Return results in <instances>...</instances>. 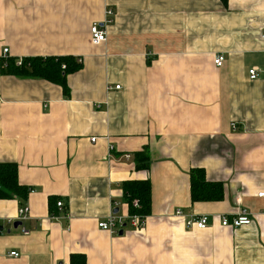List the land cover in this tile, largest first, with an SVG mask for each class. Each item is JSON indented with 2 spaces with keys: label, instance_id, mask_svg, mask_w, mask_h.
<instances>
[{
  "label": "crops",
  "instance_id": "0c3cea01",
  "mask_svg": "<svg viewBox=\"0 0 264 264\" xmlns=\"http://www.w3.org/2000/svg\"><path fill=\"white\" fill-rule=\"evenodd\" d=\"M263 31L264 0H0V165L31 191L0 200V264H264ZM67 56L82 64L69 95L6 73L7 59ZM145 149L150 170L137 171ZM193 169L223 184L222 201L193 203ZM133 180L152 185L147 228L101 231L113 203L128 215ZM177 209L209 216L208 228L188 229ZM241 210L251 225L221 226Z\"/></svg>",
  "mask_w": 264,
  "mask_h": 264
},
{
  "label": "trees",
  "instance_id": "16d2710c",
  "mask_svg": "<svg viewBox=\"0 0 264 264\" xmlns=\"http://www.w3.org/2000/svg\"><path fill=\"white\" fill-rule=\"evenodd\" d=\"M224 6L228 0H221ZM6 73L20 78H35L45 80L61 87L65 95H69L67 78L69 75L79 72L82 68L81 62L71 56L67 57H36L25 58L21 65L14 59L5 60ZM136 170H150V153L148 149L136 155ZM191 197L193 203L220 202L224 198V186L222 183H210L207 181L204 169H193L190 173ZM123 197L128 205L129 215L149 217L152 210L150 180H133L122 184ZM30 189L19 184L18 170L16 165H0V200H11L19 198L25 200ZM60 200L51 199L54 206ZM138 201L139 207L133 205ZM70 264H87L86 257L81 254L72 255Z\"/></svg>",
  "mask_w": 264,
  "mask_h": 264
},
{
  "label": "built area",
  "instance_id": "2783aa9c",
  "mask_svg": "<svg viewBox=\"0 0 264 264\" xmlns=\"http://www.w3.org/2000/svg\"><path fill=\"white\" fill-rule=\"evenodd\" d=\"M107 16L110 17L113 15V11L110 9H107L106 12ZM107 22H110L109 20ZM91 36H92V44L93 45H101L102 43H105L107 41V32L104 28V25L94 24L91 29ZM262 39L264 40V31L262 33ZM9 51L6 49L4 51V54L7 55ZM225 57L223 55H216L214 57V64L216 67L221 68L224 65ZM18 65H21L22 59L17 61ZM263 72L260 69L252 68L249 70L248 75L249 79L252 81L258 80L262 76ZM120 90V86L112 87L108 86L107 91L112 90ZM235 128V126H234ZM91 142L95 143L96 139H92ZM126 160H130L132 157L130 155H127ZM258 197L260 199H264V192L259 193ZM126 204V202L124 203ZM127 205V204H126ZM133 205L135 207H139L138 201H134ZM121 204L119 203H113V207L110 211V214L106 219L100 221L98 223V227L101 231L105 233H109L113 236H118L121 231H123L126 227H131L135 230H145L147 228V222L148 217H140L138 215H120V213H114L115 209H119ZM58 209L61 210L63 207L62 201H59L57 203ZM128 207V205H127ZM29 207L25 205H21L18 209L17 217L15 219L9 220V224L13 225L16 222H25L29 219ZM175 216L178 218H186V227L188 229H197V230H206L210 224V217L203 215H186L182 209H177L175 211ZM217 217H214L216 219ZM219 218V217H218ZM55 219V217H53ZM221 222V226L223 228H231V229H239L244 226H249L253 222V218L251 214L246 210H241L238 215L231 216H222L219 218ZM27 234V232H25ZM13 257H17V253L11 254Z\"/></svg>",
  "mask_w": 264,
  "mask_h": 264
},
{
  "label": "water",
  "instance_id": "95a60500",
  "mask_svg": "<svg viewBox=\"0 0 264 264\" xmlns=\"http://www.w3.org/2000/svg\"><path fill=\"white\" fill-rule=\"evenodd\" d=\"M114 213H119V209H115ZM23 226V223L22 222H16L14 224V229H18L19 227H22ZM0 231H3V227H0ZM119 235H123L122 232L119 233Z\"/></svg>",
  "mask_w": 264,
  "mask_h": 264
},
{
  "label": "rangeland",
  "instance_id": "374dc122",
  "mask_svg": "<svg viewBox=\"0 0 264 264\" xmlns=\"http://www.w3.org/2000/svg\"><path fill=\"white\" fill-rule=\"evenodd\" d=\"M125 203V202H124Z\"/></svg>",
  "mask_w": 264,
  "mask_h": 264
}]
</instances>
